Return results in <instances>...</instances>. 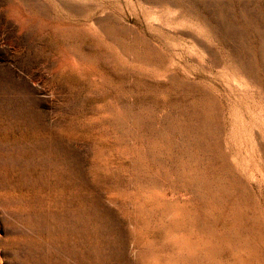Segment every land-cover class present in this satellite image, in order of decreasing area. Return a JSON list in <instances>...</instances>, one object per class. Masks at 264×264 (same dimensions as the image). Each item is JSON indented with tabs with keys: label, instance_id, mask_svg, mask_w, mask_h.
Wrapping results in <instances>:
<instances>
[{
	"label": "rangeland",
	"instance_id": "374dc122",
	"mask_svg": "<svg viewBox=\"0 0 264 264\" xmlns=\"http://www.w3.org/2000/svg\"><path fill=\"white\" fill-rule=\"evenodd\" d=\"M0 264H264V0H0Z\"/></svg>",
	"mask_w": 264,
	"mask_h": 264
}]
</instances>
